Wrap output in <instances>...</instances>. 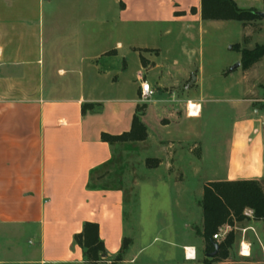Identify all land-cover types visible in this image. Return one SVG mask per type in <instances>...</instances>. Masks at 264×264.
<instances>
[{"label":"crops","instance_id":"crops-1","mask_svg":"<svg viewBox=\"0 0 264 264\" xmlns=\"http://www.w3.org/2000/svg\"><path fill=\"white\" fill-rule=\"evenodd\" d=\"M233 1L262 10L261 0ZM207 22L212 21L200 19V0H106L103 5L99 0H0V226L32 240L26 251L19 244L12 248L21 263L0 264H87L72 243L84 222L98 225L108 256L118 252L125 235L124 192L88 184L90 171L112 158L113 146L101 134L128 131L142 103L138 73L145 72L152 90L141 116L147 138L139 143L164 149L165 144H200L205 106L223 105L233 116L224 176L217 181L254 179L264 193V99L253 97L249 79L257 63L246 71L240 65L230 70H239L235 88H204L200 59L197 65L192 57L164 65L156 61L159 49L125 40L129 27L200 32ZM127 51L138 62L131 83L124 75ZM244 215L247 228L261 223L249 209ZM242 244L250 252L244 241L239 250ZM184 250L194 259L192 247Z\"/></svg>","mask_w":264,"mask_h":264},{"label":"rangeland","instance_id":"rangeland-1","mask_svg":"<svg viewBox=\"0 0 264 264\" xmlns=\"http://www.w3.org/2000/svg\"><path fill=\"white\" fill-rule=\"evenodd\" d=\"M99 1L103 5L106 0ZM239 5L243 9L257 7L249 1ZM261 9L264 11L263 3ZM125 40L159 49L156 61L164 65L173 59L178 64L186 63L189 57L195 63L200 59L203 66L201 87L235 88L239 77L235 71L239 70L230 72V69L239 63L240 53L231 48L252 49L255 45H263L264 20H254L244 27L237 21H212L205 23L200 32L176 26L140 25L126 28ZM141 54L148 57L145 50ZM135 58L132 51H127L124 75L130 83L138 65ZM229 72L232 73L230 79L226 78ZM155 73H149L146 78H154ZM249 79L254 86L253 97H263L264 57L255 65ZM125 85L127 89L131 86ZM232 116L225 106L208 103L203 111L200 144H165V149L149 142L113 144L111 160L92 176L91 181L103 175L95 184L119 187L124 192V238L128 246L118 264H264V249L256 233L264 228L262 222L252 224L253 229H250L247 228L250 220L246 218L235 222L231 228L222 227L215 242H221L230 230L234 235L228 257L223 261L206 257L202 239L195 233L202 224L199 201L203 186L206 181H217L224 176ZM165 165H168L167 170ZM12 230L0 226V261L21 263L23 258L12 248L19 244L26 251L31 247L28 241L32 240ZM242 241L250 249L246 257L239 250ZM184 246L194 249V259L186 258ZM101 261L111 264L114 258Z\"/></svg>","mask_w":264,"mask_h":264},{"label":"trees","instance_id":"trees-1","mask_svg":"<svg viewBox=\"0 0 264 264\" xmlns=\"http://www.w3.org/2000/svg\"><path fill=\"white\" fill-rule=\"evenodd\" d=\"M262 3L264 5V0ZM200 19L202 21H237L244 27L260 17L256 15L255 9L240 8L233 0H200ZM231 49L240 53L239 65L243 71L249 70L264 57V44L255 45L252 49H238L237 47ZM86 107L88 105H84L82 110ZM145 108V103L136 106L128 131L119 135L102 133L100 139L110 146L117 142L144 141L147 138V128L141 121V116L144 114ZM99 170L101 168L90 171L88 188H110L92 183V176ZM100 178L101 176L96 179ZM199 206L202 210V224L200 229H195V233L203 240L205 255L213 252L217 246V253L212 258L216 261L227 259L234 235L230 230L226 237L218 243L215 242L213 236L218 235L222 227L231 228L235 222L246 219L245 209L252 211L253 220L261 221L264 224V193L259 181L254 179L207 182L202 188ZM72 243L81 249L82 259L87 264H97L102 260V256H105V259L114 258L111 264H118L122 261V255L128 246V240L123 237L118 252L113 256H108L98 235V225L92 222L82 224L81 231L73 235Z\"/></svg>","mask_w":264,"mask_h":264},{"label":"built area","instance_id":"built-area-1","mask_svg":"<svg viewBox=\"0 0 264 264\" xmlns=\"http://www.w3.org/2000/svg\"><path fill=\"white\" fill-rule=\"evenodd\" d=\"M137 78L140 82L139 88H140V100L142 103H146L149 101L151 95H152V90L150 89V86L145 80L143 79V74L138 73ZM189 114V113H188ZM218 235H214L213 239H216Z\"/></svg>","mask_w":264,"mask_h":264},{"label":"bare ground","instance_id":"bare-ground-1","mask_svg":"<svg viewBox=\"0 0 264 264\" xmlns=\"http://www.w3.org/2000/svg\"><path fill=\"white\" fill-rule=\"evenodd\" d=\"M197 112H198V110L193 109L192 107H189V113L190 114H197ZM248 253L249 252H248L247 246L242 244V246H241V254L242 255H248ZM187 256H192V253L189 250H187Z\"/></svg>","mask_w":264,"mask_h":264},{"label":"water","instance_id":"water-1","mask_svg":"<svg viewBox=\"0 0 264 264\" xmlns=\"http://www.w3.org/2000/svg\"><path fill=\"white\" fill-rule=\"evenodd\" d=\"M256 15H258L260 18L264 20V11L256 12ZM239 66V63L235 64L230 70L235 69ZM217 253V246H215V250L211 253L206 254V257L213 258L215 254Z\"/></svg>","mask_w":264,"mask_h":264}]
</instances>
